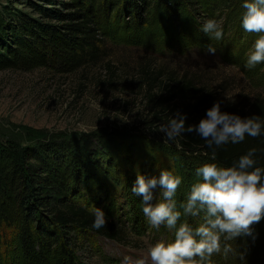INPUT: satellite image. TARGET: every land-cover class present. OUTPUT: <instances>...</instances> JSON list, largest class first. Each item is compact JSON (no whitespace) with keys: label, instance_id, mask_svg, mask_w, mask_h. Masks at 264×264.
Wrapping results in <instances>:
<instances>
[{"label":"rangeland","instance_id":"1","mask_svg":"<svg viewBox=\"0 0 264 264\" xmlns=\"http://www.w3.org/2000/svg\"><path fill=\"white\" fill-rule=\"evenodd\" d=\"M62 1L0 0V12L4 17L28 15L48 21L36 8L63 10ZM199 2L192 13L183 9L173 19L149 17L143 26L129 24L126 19L116 24L112 20L106 28L101 59L86 63L73 73L60 74L46 67L29 71L0 70V142L12 141L23 147L44 140L78 137L87 140L93 149L104 144L94 136L100 128L132 130V137H116L107 144L117 166L107 179L106 190L93 193V199L87 201L75 199L89 209L102 208L107 220L116 219L129 244L86 232L74 242L82 264H136L141 258L151 264L149 248L157 242L173 240L174 235L163 225L156 229L148 223L141 197L131 191L138 174L151 176L159 175L161 170H174L182 175L183 183L177 190L180 202L186 199L191 186L201 180L195 174L196 168L211 162L180 149L178 137L169 141L159 131L162 124L146 129L144 122L151 116L150 104L142 91L144 70L177 77L190 75L197 86L216 94L223 103L234 104L237 109L250 112L254 106H264V64L251 70L244 67L258 34L245 32L241 27L244 12L241 3ZM207 19H216L222 25L224 37L220 42L211 41L200 31ZM210 43L217 49L214 55L206 51ZM195 53L199 59L192 58ZM110 66L114 74L109 72ZM128 146L133 150L130 154L125 151ZM159 199L157 190L155 202ZM129 202L138 209L135 232L130 227ZM187 220L197 226L202 222L200 217ZM229 244L242 251L247 249L246 264H264V241L245 237ZM223 257L216 259L214 255L212 264H243L236 257L230 256L228 260Z\"/></svg>","mask_w":264,"mask_h":264},{"label":"trees","instance_id":"2","mask_svg":"<svg viewBox=\"0 0 264 264\" xmlns=\"http://www.w3.org/2000/svg\"><path fill=\"white\" fill-rule=\"evenodd\" d=\"M198 3L199 0H63V10L36 8L48 21L28 15L4 17L0 12V70L46 67L60 74L73 73L86 63L101 59L106 28L112 20L116 24L126 19L129 24L143 26L149 17L173 19L183 9L192 13ZM108 69L114 74L111 66ZM143 73L142 91L150 104L151 116L144 122L146 129L167 123L177 111L186 114V124H198L207 110L221 101L216 94L197 86L190 75L177 77L147 70ZM254 107L248 112L221 101L222 111L242 118L255 115L264 121V106ZM131 131L127 127L100 128L94 136L104 144L93 149L87 140L78 137L44 140L23 147L12 141L0 142V264H82L74 242L86 232L129 244L116 219L94 229V215L80 201L93 199V193L106 190L107 179L117 166L107 144L116 137H132ZM177 141L183 151L213 162V148L195 133H185ZM131 148L125 147V151L130 154ZM253 148L256 166L264 167V135H246L241 143L216 148L215 162L230 166ZM99 157L104 158L99 159L103 164ZM77 197L80 201L75 200ZM128 207L130 227L135 232L138 209L133 202ZM252 227L256 240L263 242L264 218ZM243 238L238 237L235 242ZM215 256L219 259L220 255Z\"/></svg>","mask_w":264,"mask_h":264},{"label":"clouds","instance_id":"3","mask_svg":"<svg viewBox=\"0 0 264 264\" xmlns=\"http://www.w3.org/2000/svg\"><path fill=\"white\" fill-rule=\"evenodd\" d=\"M241 7L244 9L241 27L245 32L258 34L244 64L251 70L264 64V0H242ZM200 31L211 41L220 42L224 37L223 27L216 19L204 21ZM206 51L214 55L217 49L210 43ZM192 58L199 59L196 53ZM186 120V114L177 111L159 131L169 141L185 133H195L213 148V162L196 168L195 174L201 180L191 186L186 199L180 202L177 190L183 183L182 175L174 170H161L159 175L151 176L138 174L131 191L141 197L148 223L156 229L163 225L174 235L171 241L152 245L148 259L151 264H212V257L219 254L236 257L246 264L247 249L242 251L227 242L238 237L255 239L252 226L264 218V167L256 166L255 148L230 166L215 162V149L228 143H241L246 135H264V121L255 115L242 118L222 111L221 101H216L198 124H186ZM157 190L160 199L155 202ZM90 211L94 215V229L107 225L102 208L93 206ZM188 217H200L202 222L193 227ZM136 264H147V259H138Z\"/></svg>","mask_w":264,"mask_h":264}]
</instances>
